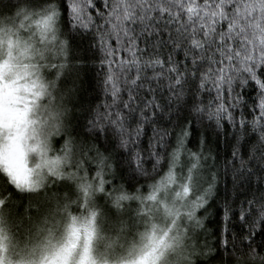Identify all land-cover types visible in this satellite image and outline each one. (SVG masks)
Listing matches in <instances>:
<instances>
[{
    "label": "snow or ice",
    "instance_id": "snow-or-ice-1",
    "mask_svg": "<svg viewBox=\"0 0 264 264\" xmlns=\"http://www.w3.org/2000/svg\"><path fill=\"white\" fill-rule=\"evenodd\" d=\"M0 264H264V0H0Z\"/></svg>",
    "mask_w": 264,
    "mask_h": 264
}]
</instances>
